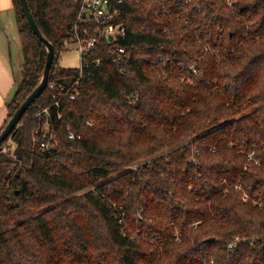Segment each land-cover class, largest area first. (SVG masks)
<instances>
[{"label":"trees","instance_id":"trees-1","mask_svg":"<svg viewBox=\"0 0 264 264\" xmlns=\"http://www.w3.org/2000/svg\"><path fill=\"white\" fill-rule=\"evenodd\" d=\"M27 1L55 48L49 84L79 94L58 89L47 124V87L0 149V264H264V0H123L125 73L99 50L60 64L80 0ZM12 2L24 63L7 123L47 60Z\"/></svg>","mask_w":264,"mask_h":264},{"label":"built area","instance_id":"built-area-1","mask_svg":"<svg viewBox=\"0 0 264 264\" xmlns=\"http://www.w3.org/2000/svg\"><path fill=\"white\" fill-rule=\"evenodd\" d=\"M81 12L78 16V21L75 29L72 31L73 43L77 44V51L81 57L80 70L86 65L87 55L99 50L107 54L112 63L120 70L121 73H125L126 68L133 61V55L128 48L124 47L120 42L126 36V27L124 24L119 23L121 17V6L123 0H80ZM81 34L83 36H81ZM71 43L64 42V46L67 48ZM102 59L98 58L95 61L96 66H100ZM49 89L53 90V104L50 108L44 109L37 116H45L47 124L51 118V108H60L61 101L58 99L56 91L59 89V93H63L64 98H68L70 101H75L78 96V83L70 86H61L56 88L55 85L49 84ZM58 119L62 118L60 113L57 114ZM38 133V132H37ZM71 140H78L81 137L69 131L68 135ZM43 141L41 143V150L43 152H52L55 150V145L51 143L52 139H48L47 135H43ZM6 147H2V151H5ZM260 166L256 154L251 153L248 155V164L245 167ZM237 189H240L237 187ZM244 202H249L248 195L243 196ZM261 206V204H260ZM247 239H243L246 241ZM242 241L240 237L234 238L233 242L228 245V250H234L239 242Z\"/></svg>","mask_w":264,"mask_h":264},{"label":"crops","instance_id":"crops-1","mask_svg":"<svg viewBox=\"0 0 264 264\" xmlns=\"http://www.w3.org/2000/svg\"><path fill=\"white\" fill-rule=\"evenodd\" d=\"M24 56L12 0H0V133L9 119L8 103L21 80Z\"/></svg>","mask_w":264,"mask_h":264},{"label":"water","instance_id":"water-1","mask_svg":"<svg viewBox=\"0 0 264 264\" xmlns=\"http://www.w3.org/2000/svg\"><path fill=\"white\" fill-rule=\"evenodd\" d=\"M20 4L22 7V11L27 19L28 25L32 30L33 34L45 45L47 49V60L45 64V69L43 73V77L35 88V90L26 98V100L21 104L18 110L15 112L13 117L7 123L6 127L0 133V149L2 148L4 142H6L16 130L19 128L21 120L25 113L31 108V106L36 102V100L46 91L50 78L52 67L57 59L55 48L52 43L43 35L34 16L31 13L29 4L27 0H20ZM214 241V238L208 240V242Z\"/></svg>","mask_w":264,"mask_h":264},{"label":"rangeland","instance_id":"rangeland-1","mask_svg":"<svg viewBox=\"0 0 264 264\" xmlns=\"http://www.w3.org/2000/svg\"><path fill=\"white\" fill-rule=\"evenodd\" d=\"M60 64L65 68H80L81 65V57L77 51V44L71 43L67 50L60 55ZM22 76V72H21ZM12 145V143H8L5 147Z\"/></svg>","mask_w":264,"mask_h":264}]
</instances>
